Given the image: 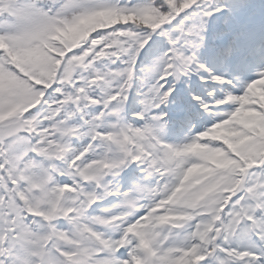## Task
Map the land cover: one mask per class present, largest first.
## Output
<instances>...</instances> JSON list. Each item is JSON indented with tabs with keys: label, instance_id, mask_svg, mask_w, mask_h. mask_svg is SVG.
Listing matches in <instances>:
<instances>
[{
	"label": "snow or ice",
	"instance_id": "snow-or-ice-1",
	"mask_svg": "<svg viewBox=\"0 0 264 264\" xmlns=\"http://www.w3.org/2000/svg\"><path fill=\"white\" fill-rule=\"evenodd\" d=\"M0 264H264V0H0Z\"/></svg>",
	"mask_w": 264,
	"mask_h": 264
}]
</instances>
